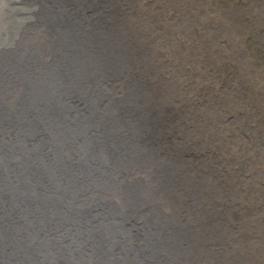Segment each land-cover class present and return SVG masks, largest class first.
I'll return each instance as SVG.
<instances>
[{"label": "bare ground", "instance_id": "6f19581e", "mask_svg": "<svg viewBox=\"0 0 264 264\" xmlns=\"http://www.w3.org/2000/svg\"><path fill=\"white\" fill-rule=\"evenodd\" d=\"M23 1L30 4L29 9L12 7L19 3L23 4ZM85 1L87 0H4V4L7 8L21 12L24 16V11L28 10V14L22 18L28 23L32 21L30 25L32 28L35 27L34 20H37L43 21L44 25L41 29L44 31L46 30L44 26L52 24V32H57L59 36L64 35L65 30L74 36L77 35L75 45L80 57L75 76L79 90L84 95L90 94L91 96L88 97L94 100L99 98L101 107L104 98L109 100V105L101 111L102 115L89 124L91 128L103 130L104 135L99 143L90 144L85 151L86 156L81 157L88 166L92 165L94 169L90 167L91 172L97 170L98 173L109 175L102 182L95 181V184L104 190L101 194L96 193V196H100L109 204V206L106 205L107 209H103L104 211L98 214L104 223L107 222L100 224L102 221H99L96 228H104L114 217L119 226L113 227L110 236L123 233L128 229L124 222L128 221L124 220L122 214L128 210L130 219L136 218L139 225L144 223L152 229L155 238L165 240L154 252H150L151 248L147 251L142 250V264H223L215 262L212 258L219 257L221 254L209 253L202 249L200 239L203 233L207 242L205 245L211 243L212 239L205 225L210 223V220H214V216L207 217L208 215L201 214V228H184L177 232L168 225L164 228L158 225L175 218L178 213L181 214L185 206L196 208V206H202V202L212 201L214 194L209 187L197 186L195 179L212 185L222 183L223 187L229 189L222 192V196L231 191H238L241 187L236 185L234 175L229 186L218 177L224 171L222 168L215 170L210 158L213 156L212 153L218 154L219 147L214 144L216 147L214 151L211 148V152L205 153L200 143V141L209 143L215 140L212 136L210 140L204 136L205 128L197 132L200 140L196 136L190 139L193 132L187 134V128L191 129V125L188 113L182 114L180 108L183 105L175 108L174 112L171 111L172 113L168 111V108L174 106L173 102L157 105L160 102L158 96L161 97L164 94L163 90L168 78H165L163 73H157L158 77H161V86L153 77L142 79V71L146 72L145 69H139V65L142 64V53L134 46L131 31L133 24L128 22L132 14L123 11L119 0H91L87 3ZM92 3L95 4L93 8H91ZM91 11L98 12V16H92ZM106 14L110 16L107 20L104 19ZM115 29L119 31L111 34ZM91 33L97 34L100 39L90 42ZM31 45L33 43H30L28 38L20 41L21 47H31ZM63 63V59H58L56 63L58 66L53 67L66 71L65 68H61ZM154 71L157 72L149 64L147 72ZM124 77L128 79L125 80L127 82L123 87H130L129 90L134 88L136 92L120 91L114 94L117 98L105 95L102 88L109 86V90L115 93L117 90L113 87V82L118 83ZM137 81L149 83L143 89V94L146 96L144 100H142V92H139L134 85ZM58 84L64 87L65 97L71 96V90L76 89L71 83L65 86L64 81H59ZM154 92H156V103L153 100ZM22 94V89L16 82L5 80L2 75L0 76V264H49V213H47L46 199L49 198L51 191L55 195L62 194V191L50 185L43 166L39 172L34 169L27 173L22 182L18 180L17 165L25 160L20 158L17 161L19 159V154L16 155L17 141L12 135L16 131L14 129L16 109H25L28 106L27 100L21 97ZM188 94L186 89V96ZM118 99L121 101L114 102ZM132 104L135 107L129 109L128 107ZM202 113V110H199L190 115L192 118L199 117L204 124ZM173 118L178 120V133L171 132L172 127L175 129L177 124ZM147 126L155 127L156 136L143 140ZM147 142L150 145H147ZM196 143L200 145L198 150L194 147ZM146 153L148 156L142 157V154ZM177 156L182 160H179ZM32 160L36 158L32 157ZM104 160L110 161L113 170L119 174L134 173L133 177L128 181L120 180L121 183H114L111 172L103 170L101 166ZM237 161L243 163L241 159ZM173 163H176L181 171V175L177 178L171 176ZM154 166L163 167L167 177L161 178ZM148 167H152L154 171L150 172ZM141 169L142 173L146 172L148 175L141 176L139 174ZM254 173L258 176L252 184L259 183L260 187H264V174L257 169ZM134 190H136L135 195L130 198ZM215 197L218 198V194H215ZM30 200L38 202L28 205ZM146 200L152 202V204L144 203L147 207L153 205L151 210L137 214L138 205ZM82 204L86 207L91 206L89 199H82ZM117 207L119 211H116ZM163 229L166 235L162 233ZM107 231L106 229V235L109 236ZM152 238L153 236L148 240L152 241ZM137 242L147 244L144 237ZM76 250L74 247L70 252L75 253ZM95 250L99 251V246L95 247ZM115 255L119 264H137L133 255L126 259H123V254L120 252H115ZM139 259L141 264V258ZM126 260L131 261L126 262ZM236 261L238 264H243L239 258H236ZM64 262L65 264H90L92 261L91 258L79 257L74 261L65 258ZM110 263L111 261L105 262V264Z\"/></svg>", "mask_w": 264, "mask_h": 264}, {"label": "rangeland", "instance_id": "374dc122", "mask_svg": "<svg viewBox=\"0 0 264 264\" xmlns=\"http://www.w3.org/2000/svg\"><path fill=\"white\" fill-rule=\"evenodd\" d=\"M119 1L123 11L132 14L128 22L133 24L134 46L142 53L139 69L146 71H142V79L153 77L161 86V77L157 75L160 72L168 78L167 83L171 82V90L166 84L157 105L173 102L169 112L183 105L180 109L183 115L188 113L191 125L187 134L193 132L190 139L197 137L194 126L200 120L197 116L192 118L190 113L202 110L207 123L204 136L216 139L213 143H200L205 153L211 152V148L214 151V144L219 147L218 154L212 153L210 158L215 170L224 171L216 176L229 186L234 175L236 185L241 187L222 196L223 184L213 185L214 198L208 205L185 206L181 215L198 224L201 214L215 217L205 225L212 241L202 246L209 253L221 254L212 257L215 262L238 264L236 258H239L243 264H264V187L252 184L258 176L254 170L258 168L264 174V0ZM94 5L92 3L91 8ZM12 7L29 9L30 4L23 1ZM91 13L98 16L96 11ZM24 14L26 16L28 10ZM108 18L106 14L104 19ZM27 38L42 50L48 44V36L42 29L24 39ZM149 64L157 72H147ZM126 79L113 82L115 93L109 86L100 88L115 98L114 94L120 91L136 92L134 88L123 87ZM134 85L142 92L144 100L143 89L149 83L137 81ZM108 105L109 100L104 98L102 107ZM173 121L177 124L171 132L178 133V120L173 118ZM199 146L194 145L197 150ZM239 159L244 164L239 163ZM147 169L154 171L152 167ZM139 174L148 175L142 173V169ZM225 204L230 206L228 211L223 209Z\"/></svg>", "mask_w": 264, "mask_h": 264}, {"label": "water", "instance_id": "95a60500", "mask_svg": "<svg viewBox=\"0 0 264 264\" xmlns=\"http://www.w3.org/2000/svg\"><path fill=\"white\" fill-rule=\"evenodd\" d=\"M0 2L2 11L0 16V76L2 75L5 80L16 82L22 89L21 97L28 102L25 109L17 108L15 111L14 129L16 131L13 132L12 137L17 141L16 155L19 154L17 161L20 158L25 160L17 165L18 180L22 182L27 173L34 169L39 172L43 166L50 185L62 191V194L57 195L51 191L49 198L46 199L47 213H49V264H65V258L74 261L79 257L91 258L90 264H105L107 261H111L110 264H119L114 257L115 252L123 254V259L133 255L137 264H140L139 258H141L142 264V250L147 251L151 248L150 252H154L159 245L165 242V240L155 238L149 226L144 223L139 225L137 219H130L129 211L125 210L122 217L128 221L124 222L128 229L123 233L110 236L113 227L119 226L114 217L104 228H96L99 221H102L100 224L104 223L98 214L103 212V209H107L106 205L109 206V204L100 196H96V193L101 194L104 190L97 186L95 181L102 182L109 175L98 173L97 170L91 172L92 165L88 166V163L81 157L86 156L85 151L90 144L99 143L102 139L104 131L96 127L91 128L89 124L97 120L102 115L101 111L105 109L100 106L99 98L94 100L88 97L91 96L90 94L84 95L79 90L75 76L80 57L75 45L77 35L74 36L65 30L64 35L59 36L57 32H52L51 24L44 26L45 33L48 35V44L43 50L34 43L31 47H21L20 41L41 29L44 23L34 20L35 27L32 28L30 26L32 21L29 23L23 21L22 17L25 16H22L21 12L9 10L4 0ZM115 32H118V29L113 30L111 34ZM90 38V42L100 39L97 34L92 33ZM58 59H63L64 63L61 68H65L66 71L53 67L58 66L56 64ZM59 81H64L65 86L71 83L76 87L71 90V96L65 97L64 87L58 84ZM105 95L110 96V93L105 92ZM117 101L121 100L114 102ZM134 107L132 104L128 108L133 109ZM154 129L155 127L147 126L143 140L155 137ZM147 145H150L149 142ZM145 156L148 154H142V157ZM32 157L36 160H32ZM101 166L103 170L111 172L114 183H121L120 180L128 181L134 175V173L119 174L113 170L108 160H104ZM154 167L160 173L161 178L167 177L163 167ZM167 171L169 173V169ZM180 175V169L176 163H173L171 176L177 178ZM194 182L201 188L206 187V182L200 179H195ZM208 187L213 193L215 187L209 183ZM136 190L129 196L130 198L135 195ZM82 199H89L91 206H83ZM37 202L30 200L28 205ZM145 202L152 204L149 200L141 202L138 205L137 214L151 210L153 205L147 207L144 205ZM206 203L201 204L204 206ZM223 209L228 211L230 206L225 204ZM116 211H119L118 207ZM165 225L174 229L175 232L184 228L202 227L201 223L198 224L192 219L182 217L180 213L158 227L164 228ZM106 229L109 236L106 235ZM163 230L162 233L166 235L165 229ZM151 236H153L152 241H149L148 238ZM143 237L147 244L135 243ZM204 237L205 234L201 233L202 246L207 243ZM229 240L230 238L227 239ZM98 246L99 251L95 250ZM74 247L77 250L71 253L70 250ZM130 261L126 260V262Z\"/></svg>", "mask_w": 264, "mask_h": 264}, {"label": "trees", "instance_id": "16d2710c", "mask_svg": "<svg viewBox=\"0 0 264 264\" xmlns=\"http://www.w3.org/2000/svg\"><path fill=\"white\" fill-rule=\"evenodd\" d=\"M179 85H182V84H179ZM167 86H168L169 90H171V82L167 83ZM173 89H174V87H173ZM183 89H184V87H183ZM259 108L262 109L260 106H259ZM262 110H264V109H262ZM201 116H203L204 125H203V123L201 122V119H200L199 122L194 126V129H195L196 132L201 131L203 128H205V126L207 124V123H205V120H206L205 113H202ZM240 144H241V142H240ZM217 146H218V144H217ZM254 167H257V166L255 165Z\"/></svg>", "mask_w": 264, "mask_h": 264}, {"label": "clouds", "instance_id": "9594fccd", "mask_svg": "<svg viewBox=\"0 0 264 264\" xmlns=\"http://www.w3.org/2000/svg\"><path fill=\"white\" fill-rule=\"evenodd\" d=\"M119 31V30H118ZM171 147H169V149H170ZM179 158V160H182V158L181 157H178Z\"/></svg>", "mask_w": 264, "mask_h": 264}]
</instances>
